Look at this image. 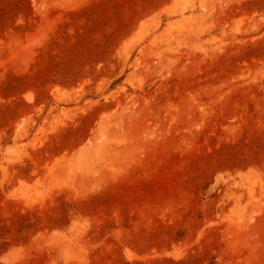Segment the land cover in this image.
I'll use <instances>...</instances> for the list:
<instances>
[{"label": "rangeland", "instance_id": "rangeland-1", "mask_svg": "<svg viewBox=\"0 0 264 264\" xmlns=\"http://www.w3.org/2000/svg\"><path fill=\"white\" fill-rule=\"evenodd\" d=\"M0 264H264V0H0Z\"/></svg>", "mask_w": 264, "mask_h": 264}]
</instances>
